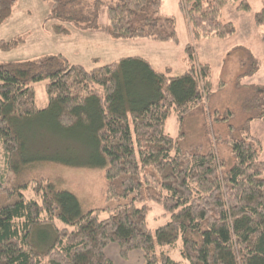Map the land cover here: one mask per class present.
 I'll use <instances>...</instances> for the list:
<instances>
[{
  "label": "trees",
  "instance_id": "16d2710c",
  "mask_svg": "<svg viewBox=\"0 0 264 264\" xmlns=\"http://www.w3.org/2000/svg\"><path fill=\"white\" fill-rule=\"evenodd\" d=\"M45 1L51 4L47 21H56L53 31L66 36L70 30L63 23L96 29L104 5L95 0L87 14L86 0ZM230 2L251 11L246 0H179L178 5L195 39H228L237 31L222 14ZM14 3L0 0V27ZM112 3L107 17L113 39L180 43L175 17L161 13L162 0ZM254 19L264 43V5ZM24 42L25 37H15L0 47L10 51ZM184 53L186 71L178 76L140 56L91 70L61 54L0 63V144L11 173L9 179L0 177V264H115L107 253L111 245L125 261L137 252L139 264H186L157 251L174 248L179 240L187 264H264L261 143L251 135L231 140L234 161L223 162L217 150L221 138L205 107L212 66L199 62L189 44ZM40 81H46L44 109L37 107L33 86ZM173 113L177 137L165 131ZM36 117H49L61 132L77 129L89 138L91 159L74 166L104 169V207L83 211L74 193L32 176L35 166L18 126ZM29 188L40 201L27 199ZM147 201L170 217L154 231ZM45 226L54 237L40 250L34 234Z\"/></svg>",
  "mask_w": 264,
  "mask_h": 264
},
{
  "label": "rangeland",
  "instance_id": "374dc122",
  "mask_svg": "<svg viewBox=\"0 0 264 264\" xmlns=\"http://www.w3.org/2000/svg\"><path fill=\"white\" fill-rule=\"evenodd\" d=\"M101 1L104 5L99 9L98 27L89 30L84 25L79 27L73 23H63L70 30V35L66 36L53 31L52 25L56 21H47L51 7L49 1L15 0L11 17L0 27V42L15 37H25V42L10 51H3L0 47V63L61 54L70 63L91 70L123 57L140 56L152 61L159 70L171 66L172 75L178 76L186 71L183 57L184 48L189 44L194 48L199 62L212 66L213 86L205 107L212 124L210 126L221 138L217 145L219 157L230 166L234 156L227 142L251 135L259 139V155L264 161V43L260 38L262 29L257 27L254 19V15L264 5L263 0H246L251 6L249 12L239 11L237 3L230 2L222 14L226 21L234 24L236 34L228 39L199 40L191 33L185 14L179 8V0H162V15L176 19L179 45L156 43L149 39H113L108 32L107 17V7L113 0ZM85 2L87 5L83 10L89 14L95 0ZM45 85L46 81L33 84L39 109L48 105ZM215 117L218 121L214 120ZM54 124L49 117H36L23 120L18 126L28 146L26 154L35 166L32 176L42 177L56 187L74 193L83 211L104 207L107 189L104 169L74 166L91 159L93 151L89 138L77 129L61 132ZM165 131L172 137L179 134L174 113L166 121ZM10 176L5 165L4 149L0 144V177L9 179ZM24 194L27 199L40 201L31 188L25 190ZM145 203L149 207L148 225L152 231L169 221L170 217L165 215L161 206L151 201ZM57 225L65 226L60 221H57ZM53 237L51 227H40L34 234V242L40 250H45ZM181 247L182 241L179 240L174 248H158L157 251L166 252L173 260L187 264L181 256ZM133 256L138 259L139 253Z\"/></svg>",
  "mask_w": 264,
  "mask_h": 264
},
{
  "label": "crops",
  "instance_id": "0c3cea01",
  "mask_svg": "<svg viewBox=\"0 0 264 264\" xmlns=\"http://www.w3.org/2000/svg\"><path fill=\"white\" fill-rule=\"evenodd\" d=\"M154 42V41H153ZM156 43H158V42H156ZM165 43H168V42H165ZM169 43H171V42H169ZM172 44H174V43H172ZM174 45H176V44H174ZM179 45V44H178ZM146 59V58H145ZM146 60H148V59H146ZM149 61V60H148ZM151 62V64L155 67V65L153 64V62L152 61H150ZM183 62L185 63V65H186V62H185V58L183 57ZM166 67H171V66H166ZM165 67V68H166ZM156 68V67H155ZM164 68V69H165ZM172 68V67H171ZM156 69H158V68H156ZM159 70V69H158ZM172 74H173V72H172ZM249 82H252V81H250L249 80ZM107 253H108V255L113 259V261H114V263L115 264H139L138 263V261L140 260V259H142V256H141V254H139V256H138V259H134L133 257V255L135 254V253H137V252H134V253H131L130 255H129V259L128 260H123L122 258H121V256H120V253H119V250H118V247L116 246V245H111L110 247H108V249H107Z\"/></svg>",
  "mask_w": 264,
  "mask_h": 264
}]
</instances>
